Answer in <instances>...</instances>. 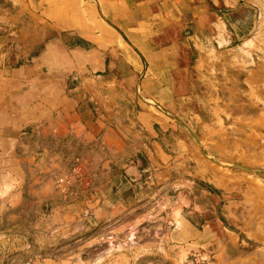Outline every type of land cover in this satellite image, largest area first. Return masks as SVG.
<instances>
[{
    "label": "rangeland",
    "instance_id": "1",
    "mask_svg": "<svg viewBox=\"0 0 264 264\" xmlns=\"http://www.w3.org/2000/svg\"><path fill=\"white\" fill-rule=\"evenodd\" d=\"M223 13V36L214 22V38L185 41L171 103L142 95L143 73L135 97H115L105 110L90 101L131 145L136 209L112 226L100 219L91 197L120 173L121 159L79 136L37 129L17 152L30 164L22 196L0 198V264H264V7ZM0 37L13 64L56 38L86 45L58 28L49 8L23 10L14 0H0ZM144 106L154 114L152 139L138 120Z\"/></svg>",
    "mask_w": 264,
    "mask_h": 264
},
{
    "label": "crops",
    "instance_id": "2",
    "mask_svg": "<svg viewBox=\"0 0 264 264\" xmlns=\"http://www.w3.org/2000/svg\"><path fill=\"white\" fill-rule=\"evenodd\" d=\"M14 1L23 10L49 8L50 20L61 30L79 33L86 45L71 47L56 38L31 61L13 64L16 59L0 37V198L10 203L22 196V166L30 164H24L29 160L17 152L35 130L56 137L79 136L94 142L106 156L121 159L120 173L104 180L90 201L93 213L109 226L115 224L114 216L136 209L138 197L131 181L139 171L122 131L98 120L90 101L105 110L115 97L121 101L135 97L143 73L142 95L171 103L185 41L199 40L206 33L214 38L216 20L223 12L264 7V0H72L75 9L65 0ZM146 107L140 109L138 120L152 139L154 114ZM214 124L220 135L221 122ZM57 263L44 258L28 264Z\"/></svg>",
    "mask_w": 264,
    "mask_h": 264
},
{
    "label": "trees",
    "instance_id": "3",
    "mask_svg": "<svg viewBox=\"0 0 264 264\" xmlns=\"http://www.w3.org/2000/svg\"><path fill=\"white\" fill-rule=\"evenodd\" d=\"M69 46L75 47V46H83V43L80 39L76 38V40L72 43H69Z\"/></svg>",
    "mask_w": 264,
    "mask_h": 264
}]
</instances>
